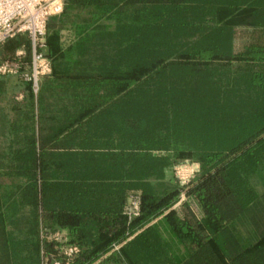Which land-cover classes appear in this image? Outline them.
<instances>
[{
	"label": "trees",
	"instance_id": "trees-1",
	"mask_svg": "<svg viewBox=\"0 0 264 264\" xmlns=\"http://www.w3.org/2000/svg\"><path fill=\"white\" fill-rule=\"evenodd\" d=\"M46 42L0 75V264H264V0H65Z\"/></svg>",
	"mask_w": 264,
	"mask_h": 264
},
{
	"label": "built area",
	"instance_id": "built-area-1",
	"mask_svg": "<svg viewBox=\"0 0 264 264\" xmlns=\"http://www.w3.org/2000/svg\"><path fill=\"white\" fill-rule=\"evenodd\" d=\"M65 0H0V48L9 39L18 35H27L31 41V61L29 67L23 62L25 52L20 49L13 59L0 58V75L19 77L32 86L34 94H38L40 83L44 77L51 75L52 64L47 57V25L52 17L64 11ZM175 178L181 187L180 201L186 197L190 184L200 173V165L193 160H185L173 168ZM141 201L138 195L132 194L125 207V215L129 220L140 214ZM49 239L61 243L66 242L62 232H55ZM79 252L74 245L67 246L65 255L72 259ZM56 264H68L56 262Z\"/></svg>",
	"mask_w": 264,
	"mask_h": 264
},
{
	"label": "rangeland",
	"instance_id": "rangeland-1",
	"mask_svg": "<svg viewBox=\"0 0 264 264\" xmlns=\"http://www.w3.org/2000/svg\"><path fill=\"white\" fill-rule=\"evenodd\" d=\"M237 38H238V43L240 45L247 38V32H246V30L239 31V33L237 35ZM18 99L21 100L22 99V96L19 95L18 96Z\"/></svg>",
	"mask_w": 264,
	"mask_h": 264
},
{
	"label": "crops",
	"instance_id": "crops-1",
	"mask_svg": "<svg viewBox=\"0 0 264 264\" xmlns=\"http://www.w3.org/2000/svg\"><path fill=\"white\" fill-rule=\"evenodd\" d=\"M63 233H64V235H66V234H67V232H66V231H63Z\"/></svg>",
	"mask_w": 264,
	"mask_h": 264
}]
</instances>
